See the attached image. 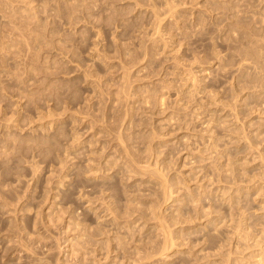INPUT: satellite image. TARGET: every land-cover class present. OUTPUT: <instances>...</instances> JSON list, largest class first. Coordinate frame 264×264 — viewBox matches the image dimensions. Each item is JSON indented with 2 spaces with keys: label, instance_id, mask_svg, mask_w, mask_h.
<instances>
[{
  "label": "rangeland",
  "instance_id": "obj_1",
  "mask_svg": "<svg viewBox=\"0 0 264 264\" xmlns=\"http://www.w3.org/2000/svg\"><path fill=\"white\" fill-rule=\"evenodd\" d=\"M0 264H264V0H0Z\"/></svg>",
  "mask_w": 264,
  "mask_h": 264
}]
</instances>
